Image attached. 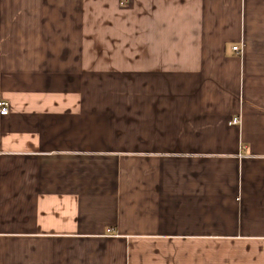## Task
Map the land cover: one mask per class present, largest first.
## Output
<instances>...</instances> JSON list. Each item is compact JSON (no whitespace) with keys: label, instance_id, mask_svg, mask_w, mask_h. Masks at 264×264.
I'll use <instances>...</instances> for the list:
<instances>
[{"label":"crops","instance_id":"1","mask_svg":"<svg viewBox=\"0 0 264 264\" xmlns=\"http://www.w3.org/2000/svg\"><path fill=\"white\" fill-rule=\"evenodd\" d=\"M0 100V264H264V0H0Z\"/></svg>","mask_w":264,"mask_h":264},{"label":"built area","instance_id":"2","mask_svg":"<svg viewBox=\"0 0 264 264\" xmlns=\"http://www.w3.org/2000/svg\"><path fill=\"white\" fill-rule=\"evenodd\" d=\"M233 50H237V46H232ZM8 112V105L7 102L4 100H0V115H5ZM233 124L238 122V117H234L231 121Z\"/></svg>","mask_w":264,"mask_h":264}]
</instances>
